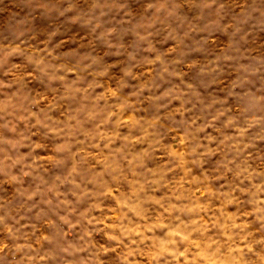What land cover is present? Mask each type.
I'll use <instances>...</instances> for the list:
<instances>
[{"label":"clouds","instance_id":"9594fccd","mask_svg":"<svg viewBox=\"0 0 264 264\" xmlns=\"http://www.w3.org/2000/svg\"><path fill=\"white\" fill-rule=\"evenodd\" d=\"M0 264H264V0H0Z\"/></svg>","mask_w":264,"mask_h":264}]
</instances>
